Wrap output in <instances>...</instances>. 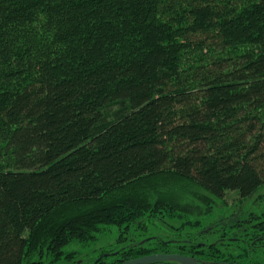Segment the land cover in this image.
Segmentation results:
<instances>
[{"label":"trees","instance_id":"trees-1","mask_svg":"<svg viewBox=\"0 0 264 264\" xmlns=\"http://www.w3.org/2000/svg\"><path fill=\"white\" fill-rule=\"evenodd\" d=\"M157 175L207 203L127 189ZM262 185L264 0H0V264H54L155 214L183 227L90 264H264V209L240 210ZM228 191L241 215L209 221Z\"/></svg>","mask_w":264,"mask_h":264},{"label":"rangeland","instance_id":"rangeland-1","mask_svg":"<svg viewBox=\"0 0 264 264\" xmlns=\"http://www.w3.org/2000/svg\"><path fill=\"white\" fill-rule=\"evenodd\" d=\"M141 188L143 190H141ZM127 189L146 192L145 196L148 199L150 198V200L163 198L167 202L174 201L181 202V204L191 201L193 203L201 204V202H204V197H209V193L195 183L175 175L147 177L141 182L135 184V186H131ZM238 200L239 196L235 191H228L222 201L216 199V204L211 207L212 213L208 215L209 221L215 217L221 218V215L225 213V210L221 208L224 206L226 207V211L228 209L229 212H232L234 215H241V212L237 210L239 209L237 206L239 203ZM204 203L206 204L207 202ZM263 209L264 185L257 189V191L245 201H242L240 207V210L244 211L245 214L249 212H261ZM152 218L153 219H148L145 223V229L143 227L139 228L135 225L130 226L129 228H125V226H111L105 232L100 234L95 242H91L87 245L73 243L67 248V251L74 252L72 257L61 259L54 264H90L105 250L108 252H117L131 246L135 241L150 236H163L164 238L170 237L171 228H169V224H172V227L175 228V230H177V227H183V223L180 220H171L166 216L158 217V214H155ZM184 229L186 228H183V230Z\"/></svg>","mask_w":264,"mask_h":264},{"label":"water","instance_id":"water-1","mask_svg":"<svg viewBox=\"0 0 264 264\" xmlns=\"http://www.w3.org/2000/svg\"><path fill=\"white\" fill-rule=\"evenodd\" d=\"M162 260L177 261L181 264H198L194 258L180 253H152L125 260L119 264H148Z\"/></svg>","mask_w":264,"mask_h":264},{"label":"flooded vegetation","instance_id":"flooded-vegetation-1","mask_svg":"<svg viewBox=\"0 0 264 264\" xmlns=\"http://www.w3.org/2000/svg\"><path fill=\"white\" fill-rule=\"evenodd\" d=\"M238 215H236V217H237Z\"/></svg>","mask_w":264,"mask_h":264}]
</instances>
